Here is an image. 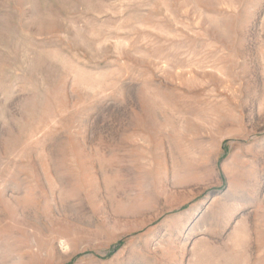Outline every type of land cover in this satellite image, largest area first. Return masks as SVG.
<instances>
[{
    "label": "rangeland",
    "instance_id": "374dc122",
    "mask_svg": "<svg viewBox=\"0 0 264 264\" xmlns=\"http://www.w3.org/2000/svg\"><path fill=\"white\" fill-rule=\"evenodd\" d=\"M0 264H264V0H0Z\"/></svg>",
    "mask_w": 264,
    "mask_h": 264
}]
</instances>
